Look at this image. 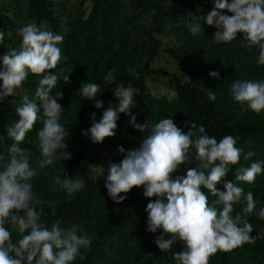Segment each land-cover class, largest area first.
Instances as JSON below:
<instances>
[{"label": "clouds", "instance_id": "1", "mask_svg": "<svg viewBox=\"0 0 264 264\" xmlns=\"http://www.w3.org/2000/svg\"><path fill=\"white\" fill-rule=\"evenodd\" d=\"M211 3L213 8L204 16V24L216 29L213 40L231 42L241 34L249 49H259L257 63L264 65V0H211ZM189 27L193 35L201 31L198 23ZM18 35L22 38L19 46L0 56V103L25 91L23 85L29 74L39 77V81L36 99L24 94L22 103L15 107L18 120L6 127L7 137L13 143L7 153L0 152V264H74L78 257L86 258L93 238L78 225L62 227L59 219L50 227L42 223L38 211L42 201L34 193L32 183L37 169L53 165L58 157L62 161L72 158L66 144L70 131L60 123L65 110L58 101L63 95L61 92L51 95L59 79L58 65L62 60L59 45L64 37L49 30L46 22L39 26L29 22L18 29ZM4 41L5 32L0 30V45ZM209 75L220 79L218 71ZM69 78L64 76L66 82H70ZM99 88L96 83L86 82L79 90L96 109L104 106L97 99ZM230 90L242 111L251 110L257 115L264 112V80H236ZM134 92L131 86L118 85L114 91L118 105L109 103L99 122L93 113L91 127L81 133L89 136L92 143L102 144L106 138L115 136L120 115L125 114L130 117L131 126L145 134L136 148L126 151L123 146L118 147L123 159L119 163L110 162L105 177L109 198L120 204L134 188L142 187L143 196L149 199L145 209L146 230L162 231L154 241L161 252L169 251L178 240L183 243L184 250L173 254L178 264H209L218 251L227 253L244 244L254 245L264 234L251 236L252 224L240 213L233 216L234 205L240 203L244 190L224 180L232 166L240 162L243 150L236 146L239 137L226 135L218 141L207 134L203 125L197 127L195 123H190L185 133L172 118L161 119L155 125L150 119L138 123L132 114L136 106ZM216 98L215 92L209 90L208 99ZM38 121L42 122L37 132L40 159L33 166L29 151L21 144ZM193 147L198 165L188 168L185 176L174 178L182 165L189 164ZM253 155L248 152L244 159ZM262 173L264 162L256 161L250 167L239 168L235 181L251 185ZM221 182L224 191L217 188ZM54 183L69 196L85 187L79 176L63 179L55 176ZM208 193L216 198L212 204ZM244 199L246 206L242 212L254 213L257 201L253 193L248 192ZM256 215L264 220V207ZM13 231L19 234L15 242Z\"/></svg>", "mask_w": 264, "mask_h": 264}, {"label": "trees", "instance_id": "2", "mask_svg": "<svg viewBox=\"0 0 264 264\" xmlns=\"http://www.w3.org/2000/svg\"><path fill=\"white\" fill-rule=\"evenodd\" d=\"M174 1L196 15L201 27L210 33V36L203 33L192 35L183 27L172 29L174 45L169 53L176 67L175 74L151 68L161 46L157 37L163 35L167 22L163 0H147L146 3L137 5L139 12L152 13L150 23L140 33L144 44L139 56L129 48L128 33H120L115 27V14L120 7L118 0H89L87 16L84 19L78 18L63 34V42L59 45L63 60L58 65L59 79L51 95L56 96L60 92L63 95V99L58 102L65 110L60 123L70 131L66 140L67 151L72 157L69 163L74 168V175L83 179L85 187L72 196L61 193L59 197H51L41 177L43 173L56 176L48 166L37 169L38 174L32 183L34 193L42 201L38 207L42 223L50 227L59 219L62 227L78 225L83 233L93 238L86 258L81 260L78 257L74 264H178L173 254L184 250V245L179 240L167 252H161L156 246L154 241L163 233L161 230L156 233L146 230L145 209L149 199L143 196L142 187L134 188L123 203L117 204L109 198L105 185L88 178L91 161L86 156L89 149L84 144L88 136L81 134L82 130L90 128L86 115L95 113L96 118L100 117L108 107V93L120 84L131 86L136 91L134 99L139 112L135 116L138 123L143 124L150 119L155 125L161 119L172 118L185 133L189 131L190 123H195L197 127L203 125L207 134L218 141L226 135L239 137L236 146L243 150L240 162L232 166L224 180L243 188L244 196L252 192L257 206L254 213L244 214L242 209L246 206V200L242 196L240 203L234 205L233 216L240 213L242 218L252 224L251 236L264 234V220L256 215L264 207V173L258 175L251 185L235 181L239 168L250 167L256 161L264 162V118L251 110L242 111L230 90L231 84L236 80H264V65L257 63L259 49H249L241 34H237V39L231 42H215L213 39L216 29L204 24V16L211 11L213 4L194 12L191 0ZM27 12L28 17L37 25L46 22L51 31H58L56 15L47 7L46 0H27ZM14 29L11 21L0 16V30L12 33ZM21 40L22 38L14 48L19 46ZM212 71L220 73L219 80L209 75ZM64 76H70V82H66ZM151 76L168 80L172 87V98L168 100L148 94L145 79ZM106 78L109 79L108 83L105 82ZM38 81L39 77L29 74L23 85L25 91L11 97L14 105L0 103V138H3L0 139V152L7 153L8 147L13 143L7 137L6 127L18 120L15 107L22 103L21 97L24 94L36 99ZM86 82L100 86L97 99L103 101V108L96 109L93 102L79 93L81 85ZM209 90L215 92V101L208 99ZM37 102L39 103L38 100ZM117 124L115 136L97 144L101 150H108L110 162L115 163L123 159L118 147L123 146L126 150L131 141L138 147L145 135L131 126L130 117L126 121L120 116ZM41 127L42 122L38 121L21 147L35 152L28 143H38L37 132ZM248 152L254 155L245 160L244 155ZM189 155V164L182 165L173 174L174 178L185 176L188 168L198 165L194 147ZM36 161L31 156L33 166ZM217 188L224 191V183L218 184ZM204 191L207 194V190ZM208 199L212 204L216 198L208 193ZM12 239L15 242L19 239V234L13 231ZM209 264H264V236L257 239L254 245L244 244L227 253L218 251L210 258Z\"/></svg>", "mask_w": 264, "mask_h": 264}, {"label": "rangeland", "instance_id": "3", "mask_svg": "<svg viewBox=\"0 0 264 264\" xmlns=\"http://www.w3.org/2000/svg\"><path fill=\"white\" fill-rule=\"evenodd\" d=\"M118 1L120 7L115 14V27L120 33H128L127 40L129 48L134 50L135 54L139 56L144 44L140 33L150 23V17L152 13H141L137 8V5L144 4L147 2V0ZM46 3L47 7L56 15L58 27V31L56 33L61 35H63L78 18L84 19L87 16L90 8L89 0H46ZM163 3L165 9L164 14L166 16L167 22L163 35L157 37V40L160 41L161 46L151 65V68L155 70H161L167 74H175L177 73L176 67L169 53L170 49L174 45L172 29L175 27H183L187 29L190 34H192L189 25L197 23L200 24V22L196 15H194L192 12H189L185 7H182L174 0H163ZM208 4H212L211 0H191V9L192 11L197 12ZM0 16L5 17L15 26L14 32L12 33L4 31V45H0V56H2L8 49L14 48V46L18 45L19 40L21 39V37L18 35V29L25 26L29 22L35 21L28 17L27 0H0ZM198 33H203L204 35L210 36L209 31L203 29L202 27L201 31ZM105 82L108 83L109 79L106 78ZM145 88L148 94L153 97H161L169 100L173 96L172 87L169 85L168 80L160 76L147 77L145 79ZM114 91L115 89L111 90L107 95L108 105L109 103L113 105H118L119 103V101L114 96ZM135 96L136 91L134 92V98ZM10 101H12L11 97L5 99L3 102L7 105L13 106V101L12 103ZM138 112L139 108L135 106L132 109V114L135 115ZM259 115L264 118V112ZM120 116L124 117L126 121L129 119V116L125 114H121ZM101 118L102 115L98 118L95 117L97 122H99ZM86 120L89 127H91L92 115L87 114ZM84 144L86 148L89 149V153L86 154V156L91 161L87 174L88 178L104 186L106 182L104 170H106L107 166L109 165L111 155L108 150H101L97 144L92 143L89 136L84 141ZM28 145L33 149V151H35L29 152L30 155L39 160L40 150L38 148V143L31 141L28 143ZM136 147L137 145L131 141L126 148V151ZM48 167L54 175L60 176L61 179H63L65 176H69L70 178L75 177L74 168L69 163V160L62 161V159L58 157L54 164ZM41 177L44 180L43 184L45 189L51 197H59L61 193H66L64 189L54 183V177H51L45 173H43Z\"/></svg>", "mask_w": 264, "mask_h": 264}]
</instances>
